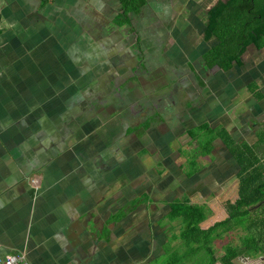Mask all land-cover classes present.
Segmentation results:
<instances>
[{
    "label": "crops",
    "instance_id": "0c3cea01",
    "mask_svg": "<svg viewBox=\"0 0 264 264\" xmlns=\"http://www.w3.org/2000/svg\"><path fill=\"white\" fill-rule=\"evenodd\" d=\"M213 1L148 0L139 13L130 14L129 25L119 27L120 0H0V260L24 253L32 264H59L56 254L61 258L67 247L75 253L86 241L93 244L89 257L98 252L94 263L110 264L114 259L111 264H123L131 258L126 250L122 262H117L118 254L104 258L99 247L119 237L126 218L109 224L110 213L98 228L101 234L91 231L96 208L92 206L99 207L107 198L99 202V195L89 193L101 191L105 178L94 172L97 153H87L98 147L96 139L86 142L84 137L97 129L105 112L108 119L130 113L137 118L135 125L157 116L148 134L163 130L162 124L174 117L180 122L182 115L183 122L195 123L193 128L208 123L213 114L222 117L238 94L239 112L243 111L256 101L247 89L251 83L264 94V59L251 65L250 80L235 77L238 70H246L245 58L250 49L257 50L254 45L244 53V65L234 63L230 72L205 64L204 54L217 44L204 37L209 11L219 2ZM200 15L205 19L203 33L196 21ZM163 77L177 88L168 96L169 107L175 104L169 99L180 96V89L197 99V106L190 99L192 104L177 114L167 107L171 117L164 120L154 104V113L146 117L142 97L159 92L150 84ZM263 103L264 99L259 106ZM118 105L123 107L117 111ZM96 107L98 119L86 120ZM69 131L71 137H63ZM66 138L65 150L54 154L52 147ZM77 227L84 235L75 239ZM236 232L240 245L245 232ZM237 259L264 264L263 254L244 253Z\"/></svg>",
    "mask_w": 264,
    "mask_h": 264
},
{
    "label": "rangeland",
    "instance_id": "374dc122",
    "mask_svg": "<svg viewBox=\"0 0 264 264\" xmlns=\"http://www.w3.org/2000/svg\"><path fill=\"white\" fill-rule=\"evenodd\" d=\"M203 16L205 18V12ZM196 21L201 24V32L203 33L205 19L200 15ZM262 59H264V51L259 52L254 48L253 50L250 49L248 57L245 58L246 70H238L235 77H242L243 80L248 81V79L251 78V72L249 70L251 65L253 66ZM235 83L239 87V81L236 80ZM151 87L155 89L159 88V92L155 91L154 94H150L147 97L143 96L144 107H148V111L152 114L154 113V109L151 108V106L154 104L158 105V110L164 113V120L170 119V111L177 114L180 108L181 110L183 107L184 109L188 108L189 103L192 104L190 99L195 102L196 106L198 104V102H196L197 99L194 97L192 99L187 91L184 92V90L180 89V96L176 93L173 99L170 97L171 99H169V101H174L175 104L169 107L170 102H166L168 101V96H172L173 92L175 93L177 90H174L176 84L174 85L172 82H166L165 77L157 78L154 83L150 84V88ZM217 88H219V85L215 87L213 94L218 91ZM200 90L202 91V89ZM156 95L165 98L159 99L160 97ZM153 96L156 97L152 99ZM193 96L198 97V94ZM239 99H241V95L238 94L237 100H235L236 102H233V105L230 107H226L228 112L225 111L222 117H218V115L214 116V114L211 115L212 117H210L208 123L213 128L223 127L227 129L237 142L245 141L254 144L257 142L258 131L264 126V110H262V108H264V103L261 104L262 106H259V102L251 100L249 105L242 109L243 111L239 112L242 108L240 102L238 103ZM134 101L140 102L141 100L137 99ZM113 103H116V101H113ZM130 103L131 102H127L126 105ZM138 105L140 104L138 103ZM120 107L123 106H114V109L118 111ZM167 107L171 110L169 111ZM190 107H192V105ZM98 110L100 109L96 107V109L92 111ZM86 111L90 110L86 108ZM86 111L85 113H87ZM96 114L95 112L94 114H87L86 120H97L98 115ZM103 117L104 120H99V122L96 123L97 129L88 136H85L84 141L87 142L91 137H94L98 143L96 145L98 147L94 149L95 151L89 149L87 153L95 154L103 150L98 154H103L104 157H107V150H109L108 148L110 146L109 142L113 140L114 134L118 136V132L121 131L123 123L135 125L137 123V118L133 117L130 113H120L113 119H111L113 116L108 119L109 115H107L106 112ZM184 117L186 116L182 115L180 117V122L177 121L175 117L171 120H167V124H162L163 130H152V132L148 134L144 133L140 136L137 135V137L136 134H131L129 139L125 138L123 141L117 143V146L121 148L125 156V158L121 159L120 164H118L120 167L105 174L106 179L103 180L105 183L101 181L100 184L101 191L95 188L89 192L95 196L99 195V199H97L99 202L102 201L105 196L107 198L99 207L98 204L92 206V208H96H94L95 210L93 209L95 213V223L91 224V231L96 235L101 234L102 232H98V228H101V225L109 217L110 213L115 214L117 210L121 208H130L134 199L138 198L140 201L136 206L137 209L126 217L125 222H122V227H120L118 233L119 237H115L116 240L111 244H107L106 242H101L99 244L103 257H112L118 254L117 262H122L126 258L125 255L122 254L124 253L122 251L126 250L127 252L131 251V258H126L127 260L123 264H157V262L162 264L166 262L165 256H163L165 253L164 245L169 241L171 242L175 235L178 236L181 230L180 220L170 222L167 218V214L170 210L169 203L171 201L187 196L195 204L212 208L215 203H218L217 200L225 202L228 199L234 198L233 195L236 194L238 189L236 186V177L239 173V166L236 160L228 149H226L221 140H217L214 143L215 150L212 155L205 157L200 156L196 152L198 146L197 142L192 141L191 137L187 134V129L193 128L192 126H194L195 123L193 121L183 122ZM138 121H140V118H138ZM105 140H107V144H104L106 143ZM107 145L108 147H106ZM86 148L85 146V149ZM142 150H146L147 153H141ZM116 151L119 152V150ZM119 153H117V162L118 160L120 161L119 158L122 157L121 152ZM195 153L198 155L197 163L202 168L193 177H188L186 173L189 171V159ZM213 214H216V212L213 211L209 213V218L212 217ZM258 215L259 213H256L255 216ZM249 221L250 219L247 218L245 224L249 223ZM75 230L77 231V233H75V239H77L80 234L84 235L80 227H77ZM260 230L261 228L256 229L254 227L248 230L250 233L248 231L245 232L246 235H249V242H251L253 246H255L253 241L257 238V235L260 234ZM238 234L239 233L236 231H233L229 234H225L214 243L217 256L223 255L228 245H236L239 243ZM172 243H174V241H172ZM174 244H177V242ZM79 247L80 253L85 256L90 254L93 250V244L90 241H86ZM257 248L264 253L263 244H260ZM63 251V254H59L61 258H58V254H56V263L60 259L59 264H72L76 262V254L68 251V247L67 250ZM26 253L28 254L27 248ZM65 255L68 256V259L63 260V256ZM90 260H92L91 257ZM113 260L114 259L109 263L111 264ZM235 261L236 264H242L239 259Z\"/></svg>",
    "mask_w": 264,
    "mask_h": 264
},
{
    "label": "trees",
    "instance_id": "16d2710c",
    "mask_svg": "<svg viewBox=\"0 0 264 264\" xmlns=\"http://www.w3.org/2000/svg\"><path fill=\"white\" fill-rule=\"evenodd\" d=\"M147 2L120 0L123 13L118 18L117 26L129 25L130 14L139 13ZM204 35L207 42L217 40V44L203 56L208 67L219 66L225 72L232 71L234 63L242 67L243 55L249 46L254 45L259 51L264 49V0H219L209 11ZM247 89L257 102L264 99L257 83L249 84ZM153 117L157 116H149L147 123L127 127L124 135L136 134L137 137L144 134L150 129ZM187 134L197 142L196 152L204 157L212 155L214 143L221 140L239 166V186L233 199L215 203L212 208L195 204L187 196L169 203L167 218L170 222L180 220L181 230L178 236L175 235L171 242L164 245L166 262L162 264H234L235 259L244 253L254 256L264 254L257 248L260 244L264 245V129L258 131L257 142L253 145L245 141L237 142L225 128H213L208 123L188 130ZM63 137L70 138V131ZM67 138L52 147L54 154L65 150ZM142 152L147 153L146 150ZM197 158L195 153L189 159V171L185 172L188 177H193L202 168ZM139 201L138 198L134 199L130 208H122L111 215L108 223H117L126 218L137 209ZM213 211L216 214L209 218V213ZM256 213L259 215L255 216ZM247 218L250 221L245 224ZM254 227L261 228L253 241L255 246L245 233L240 245H228L224 254L217 256L214 247L217 240L233 231L241 229L246 232Z\"/></svg>",
    "mask_w": 264,
    "mask_h": 264
},
{
    "label": "flooded vegetation",
    "instance_id": "af4514ba",
    "mask_svg": "<svg viewBox=\"0 0 264 264\" xmlns=\"http://www.w3.org/2000/svg\"><path fill=\"white\" fill-rule=\"evenodd\" d=\"M149 115H151V114H150V112L147 109L146 117H148ZM125 129H126V126H122L121 131L118 132V136H116V134H114L113 140L109 142L110 146L108 148L109 150H107V157L106 156L104 157L103 154L102 155L98 154L99 152H102L103 150L102 151L100 150L94 157V172L96 174H99L100 176H104L105 179H106L105 174L107 172H111L112 170L120 167L118 164H120L121 159L125 158L123 152L121 151V148L119 146H117L118 145L117 143L119 141H123L125 138L129 139L130 136H131V135L130 136H127V135L125 136L124 135L125 134ZM115 146H116V148H115ZM106 147H108V145ZM116 150H119V152H121V155H122V157L119 158L120 161L118 160V162H117L116 158L118 156L117 153H119V152H117ZM142 151H144V150H142ZM101 179H102V177L100 178V180ZM119 210H121V209H119ZM119 210H117V212ZM75 254H76V256H75L76 262L72 263V264H97L96 263L97 262L96 260H98V258H97L98 254L97 253H95L96 255L93 256V258H91L92 260H90L89 254L86 255V256L81 254L80 253V248H76L75 249ZM94 261H96V262L94 263Z\"/></svg>",
    "mask_w": 264,
    "mask_h": 264
},
{
    "label": "built area",
    "instance_id": "2783aa9c",
    "mask_svg": "<svg viewBox=\"0 0 264 264\" xmlns=\"http://www.w3.org/2000/svg\"><path fill=\"white\" fill-rule=\"evenodd\" d=\"M0 264H32L24 253L9 254L0 260Z\"/></svg>",
    "mask_w": 264,
    "mask_h": 264
}]
</instances>
